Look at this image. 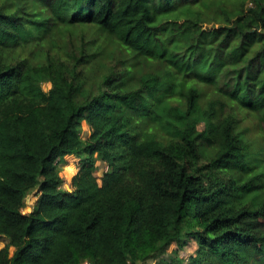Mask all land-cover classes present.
<instances>
[{
  "label": "trees",
  "instance_id": "obj_1",
  "mask_svg": "<svg viewBox=\"0 0 264 264\" xmlns=\"http://www.w3.org/2000/svg\"><path fill=\"white\" fill-rule=\"evenodd\" d=\"M88 26L114 49L59 36ZM43 36L57 50L28 48ZM238 110L263 156L264 0H3L0 264H146L188 240L191 264H264V167Z\"/></svg>",
  "mask_w": 264,
  "mask_h": 264
},
{
  "label": "rangeland",
  "instance_id": "obj_2",
  "mask_svg": "<svg viewBox=\"0 0 264 264\" xmlns=\"http://www.w3.org/2000/svg\"><path fill=\"white\" fill-rule=\"evenodd\" d=\"M0 2H3V0H0ZM63 29V30H62ZM61 31L63 33H59V36L63 39H67L74 37L75 42L82 44V41H85L86 38H93L95 39V37H97V40H99L100 42L104 43L107 48L110 50L111 48L114 49V43H113V39H108L106 38V36H104L103 34H100L95 27L93 26H88V27H75L72 29H65V28H61ZM42 41L38 40V41H33V44L28 47L38 50H42V52L48 51V50H57L56 47L54 45H52L51 42L48 41L49 37L47 36H43L41 37ZM112 38V37H111ZM36 45H40L39 48H37ZM94 49V48H93ZM121 55H124V53L121 51L120 52ZM108 54L105 55L104 60H106ZM103 60V57L100 56V58L98 59L99 62H101ZM114 60V58H113ZM99 62H92L94 64H99ZM120 63V62H119ZM98 67V65H97ZM121 68V67H120ZM120 68H118L119 70H121ZM50 83H46L44 84V86H49ZM203 90L208 91L210 94H212L213 96H217V94L214 92L213 88H204ZM151 106V105H150ZM149 112L147 111L145 112L143 115H138V113L134 114V120H133V124L135 125H140V126H148L151 124V122H149ZM238 116L241 118L239 124H237V127L235 129V132L239 135V138H242L244 140V143H246L247 145H249L252 149H256L253 152V155L250 156V161L254 164V165H258L255 166V169H259L264 167V155H259V147L261 146V144L263 143L262 141V134L260 133V129L258 127L257 124V120L256 118L249 114L247 111H243L240 113V111H237ZM81 123H82V131H83V136H88L90 134V129H89V125L87 124V122L85 121V119H80ZM98 171L97 174H101L106 170H109L110 167L108 165V163L103 162L102 160H99L98 162ZM59 168L61 170V175L64 178L65 181V186L67 188H71L70 187V182H71V177L74 175V173L77 171V169L79 168V158L74 157V156H69L67 159V162H62L59 164ZM264 174V173H263ZM35 200V192H31L28 195V204L27 206L24 208L26 211L31 210V204L34 202ZM7 240L5 238L0 239V248L3 247L6 244ZM196 250H197V243L195 240H188V242L185 245H180L176 242L171 243L170 245H168L166 247V252L163 254H160L158 256H156L153 260H149L146 264H159V261H161L163 258H168L167 260H169V257H179L181 259H184V264H191V260H190V256L191 255H195L196 254ZM142 261H137L134 263H130V264H142ZM86 264V263H83ZM89 264V263H88ZM166 264V261L164 260V263Z\"/></svg>",
  "mask_w": 264,
  "mask_h": 264
}]
</instances>
